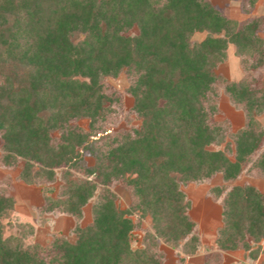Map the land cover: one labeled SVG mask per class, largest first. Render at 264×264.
<instances>
[{
	"label": "trees",
	"instance_id": "trees-1",
	"mask_svg": "<svg viewBox=\"0 0 264 264\" xmlns=\"http://www.w3.org/2000/svg\"><path fill=\"white\" fill-rule=\"evenodd\" d=\"M263 28L264 17L238 21L210 0H0V165H19L27 184L53 182L60 170L59 192L44 196V212L78 220L95 198L74 241L53 235L45 245H23L4 237L0 224V264H161L158 238L194 255L200 238L179 180L264 175ZM195 32L206 35L192 40ZM229 44L244 73L237 81L215 71ZM125 70L140 125L112 131L103 123L120 98L105 78ZM217 84L245 113L223 149L209 148L224 137L222 124L210 120ZM84 152L92 165H84ZM117 181L130 192L128 208L116 203ZM209 192L220 201L221 225L205 263L240 249L256 259L264 191L243 183ZM13 205L0 190V217ZM133 212L150 218L142 247L131 245Z\"/></svg>",
	"mask_w": 264,
	"mask_h": 264
},
{
	"label": "rangeland",
	"instance_id": "rangeland-1",
	"mask_svg": "<svg viewBox=\"0 0 264 264\" xmlns=\"http://www.w3.org/2000/svg\"><path fill=\"white\" fill-rule=\"evenodd\" d=\"M212 4L219 9L225 16L234 18L238 21L252 16L264 17V0H254V5H242V0H210ZM244 7L246 9H244ZM132 29L130 33H134ZM264 37V28L260 31ZM206 32H195L191 39L200 40L204 38ZM216 72L221 73L231 80L240 79L243 76V70L238 56L234 54V46L228 45L226 50V59L220 63ZM133 78L125 70L116 77H106L105 82L110 89L119 94V102L115 111L104 126L112 131H128L137 128L140 125V118L132 110L133 98L126 92L129 82ZM262 84L264 86V72L262 74ZM212 101L215 105L214 111L210 115V120L218 121L222 124L224 137L222 142H214L209 148L223 149L226 142L231 143L230 132H234L245 124V113L240 105L233 103L229 96L224 92L221 84L216 85L215 93L212 95ZM258 120L264 128V113L258 116ZM77 122V121H76ZM82 126H86V120H79ZM1 144V139H0ZM1 154V150H0ZM232 157V153H230ZM84 165H92L93 157L84 152ZM19 165L13 167H3L0 165V190L13 196V208L8 210L0 217L3 236L14 235L21 239L23 245L40 243L45 245L49 243L53 235H64L68 240L74 241L76 238L74 226H84L91 221V209L95 198H91L83 206V215L75 220L70 215L63 212H44L42 207L45 204L44 196L47 194L56 197L62 184L60 179V170H56V179L53 182L38 180L31 184L18 178ZM76 176L81 173L75 172ZM250 183L259 190L264 191V175L255 171L246 173L245 170L236 180L225 182L221 174L216 173L213 177L196 181L179 180V188L185 193L186 199L190 205L188 207L189 217L196 223L200 243L194 255H186L182 248H173L168 243L157 239L156 254L160 258L161 264H206L205 259L211 256L215 251V237L217 227L221 225V204L215 200L209 190L216 185ZM115 193L116 203L121 208H128L132 199L130 192L125 189L121 181L114 182L111 185ZM136 222L135 229L132 232L131 245L133 248L142 247V239L146 231L150 228V218H139L137 212L130 216ZM140 219V220H139ZM253 248L257 244L252 245ZM260 246L258 259H254L248 252L240 249L236 251H227L215 253L208 264H264V239Z\"/></svg>",
	"mask_w": 264,
	"mask_h": 264
},
{
	"label": "crops",
	"instance_id": "crops-1",
	"mask_svg": "<svg viewBox=\"0 0 264 264\" xmlns=\"http://www.w3.org/2000/svg\"><path fill=\"white\" fill-rule=\"evenodd\" d=\"M263 15H264V13H263ZM254 16H255V15H254ZM241 77H242V76H241ZM230 80H231V79H230ZM237 80H239V79H236V81H237ZM233 81H235V80H233ZM260 243H261V242H260ZM260 243H259V244H260ZM262 250H263V247H261V251H262ZM232 252H233V251H232ZM258 256H259V255H258ZM257 259H258V257H257Z\"/></svg>",
	"mask_w": 264,
	"mask_h": 264
}]
</instances>
